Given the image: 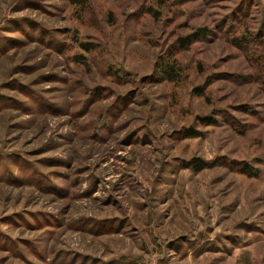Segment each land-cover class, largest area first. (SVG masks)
Instances as JSON below:
<instances>
[{
    "label": "rangeland",
    "instance_id": "obj_1",
    "mask_svg": "<svg viewBox=\"0 0 264 264\" xmlns=\"http://www.w3.org/2000/svg\"><path fill=\"white\" fill-rule=\"evenodd\" d=\"M0 264H264V0H0Z\"/></svg>",
    "mask_w": 264,
    "mask_h": 264
},
{
    "label": "trees",
    "instance_id": "obj_2",
    "mask_svg": "<svg viewBox=\"0 0 264 264\" xmlns=\"http://www.w3.org/2000/svg\"><path fill=\"white\" fill-rule=\"evenodd\" d=\"M206 33V30H200L199 32H196L194 34H191L185 38L180 39L178 42H176V44L173 47V50H171V57H173L172 53H174L175 55H177L180 51L185 50L187 48H189L193 43H196L197 41H199ZM178 65V62L172 63V64H168L165 63L161 66V81H175L177 79V73H179V68H176V66ZM198 137L196 134L194 135L192 132H190L189 134H187L186 138H195ZM192 166L191 168H193L196 172H200L203 169H206L208 167H210L209 163L206 162H202L199 159H195L191 162ZM244 174L247 175H251V172L248 171V168H245L243 170Z\"/></svg>",
    "mask_w": 264,
    "mask_h": 264
}]
</instances>
